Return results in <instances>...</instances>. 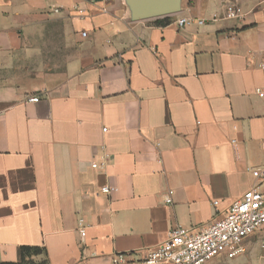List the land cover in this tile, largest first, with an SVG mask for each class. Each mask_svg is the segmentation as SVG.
<instances>
[{"label": "crops", "instance_id": "crops-1", "mask_svg": "<svg viewBox=\"0 0 264 264\" xmlns=\"http://www.w3.org/2000/svg\"><path fill=\"white\" fill-rule=\"evenodd\" d=\"M224 3L181 0L207 22L178 29L135 21L129 0H0V264L22 247L46 264L139 261L256 183L264 0H239V20Z\"/></svg>", "mask_w": 264, "mask_h": 264}, {"label": "built area", "instance_id": "built-area-1", "mask_svg": "<svg viewBox=\"0 0 264 264\" xmlns=\"http://www.w3.org/2000/svg\"><path fill=\"white\" fill-rule=\"evenodd\" d=\"M239 0H227L224 3L225 17L227 20L241 19V8ZM55 12H59L57 8ZM81 17L82 11H80ZM177 16V15H176ZM218 19L214 15L213 20ZM207 20L192 19L184 16L175 18L174 24L178 29H185L192 25L203 26ZM87 32L82 37H87ZM253 58V57H252ZM259 70L264 75V52L257 63ZM259 98L264 99V83L256 89ZM39 97H30L28 102H39ZM106 130V129H105ZM237 145L236 141H233ZM106 163H93V168H102ZM256 183L236 201L229 209L225 218L215 221L201 230L187 229L182 226L173 228L168 238L161 245L148 250L143 258L135 260L134 253L115 254L112 257L113 264H208L215 259L224 258L235 260L247 251L244 241L255 233L264 230V164L261 167L251 169ZM102 192L111 194L113 189L109 186L103 187ZM168 204L173 201L166 198ZM215 206L218 202L214 203ZM79 231L82 238L86 236V226L82 220L79 221ZM260 251L264 258V240H262ZM3 247L0 245V261Z\"/></svg>", "mask_w": 264, "mask_h": 264}, {"label": "water", "instance_id": "water-1", "mask_svg": "<svg viewBox=\"0 0 264 264\" xmlns=\"http://www.w3.org/2000/svg\"><path fill=\"white\" fill-rule=\"evenodd\" d=\"M137 22L178 15L181 0H129Z\"/></svg>", "mask_w": 264, "mask_h": 264}, {"label": "rangeland", "instance_id": "rangeland-1", "mask_svg": "<svg viewBox=\"0 0 264 264\" xmlns=\"http://www.w3.org/2000/svg\"><path fill=\"white\" fill-rule=\"evenodd\" d=\"M264 238V232H258L244 241L247 251L241 257L235 260L218 258L208 264H264L260 246Z\"/></svg>", "mask_w": 264, "mask_h": 264}, {"label": "trees", "instance_id": "trees-1", "mask_svg": "<svg viewBox=\"0 0 264 264\" xmlns=\"http://www.w3.org/2000/svg\"><path fill=\"white\" fill-rule=\"evenodd\" d=\"M170 21V17L160 18L157 22L160 25L166 26ZM22 260L19 263H1V264H46L45 261L36 262L32 258L36 256H40L45 253V250L40 247H22Z\"/></svg>", "mask_w": 264, "mask_h": 264}]
</instances>
